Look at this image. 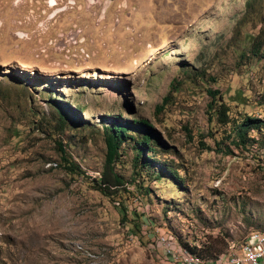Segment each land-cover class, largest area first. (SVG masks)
Instances as JSON below:
<instances>
[{"label": "rangeland", "instance_id": "rangeland-1", "mask_svg": "<svg viewBox=\"0 0 264 264\" xmlns=\"http://www.w3.org/2000/svg\"><path fill=\"white\" fill-rule=\"evenodd\" d=\"M114 116L151 126L141 154L129 128L107 196ZM253 230L264 0H0V264H164L160 233L224 250Z\"/></svg>", "mask_w": 264, "mask_h": 264}, {"label": "trees", "instance_id": "trees-1", "mask_svg": "<svg viewBox=\"0 0 264 264\" xmlns=\"http://www.w3.org/2000/svg\"><path fill=\"white\" fill-rule=\"evenodd\" d=\"M166 100V98H165ZM164 100V102H165ZM58 103V101H56ZM163 103L160 105H156V112H159L163 108ZM56 115L58 118V123L61 125H65L67 122L65 119V112L63 110V107L60 104H57V107H55ZM259 119L252 118V117H245V119L242 121L241 125L239 126V130H237V134L239 138L244 142V137L246 135L247 127H254V124L257 125L259 123ZM150 123L146 119H135L132 121H127L124 125L120 121H118L117 117H113V121L110 122L108 127H105V145H106V153H105V159L103 164V170L101 171L100 177H93L92 181L98 186V188L104 195L109 196L111 187L118 186L123 184V179L121 175L117 174L113 170V163L117 157L118 150L121 147V145L124 143V141L128 138L129 128H135V129H142L143 130V136L140 139L141 145L139 154H141V150L143 151L149 144L148 138V132L150 130ZM247 126V127H246ZM65 164L67 168L73 172H80L83 171L79 168L78 165L68 161L65 159ZM149 161L146 160L143 164H148ZM122 216H124L125 209H121ZM123 220H126V218H123ZM177 239L180 240L179 242L187 247L190 251L198 254L199 256L209 259L214 258L218 256L221 253H224L227 251L228 246L226 249H217V247L214 245V243L211 242L210 245L209 241H206L202 245H198L196 243H188V241H185V239L181 238L177 235Z\"/></svg>", "mask_w": 264, "mask_h": 264}, {"label": "built area", "instance_id": "built-area-1", "mask_svg": "<svg viewBox=\"0 0 264 264\" xmlns=\"http://www.w3.org/2000/svg\"><path fill=\"white\" fill-rule=\"evenodd\" d=\"M157 247L163 255L164 264H194L183 256L178 244L167 239L165 233H160L157 239ZM220 264H264V240L253 236L243 244L241 253H233L232 261Z\"/></svg>", "mask_w": 264, "mask_h": 264}, {"label": "bare ground", "instance_id": "bare-ground-1", "mask_svg": "<svg viewBox=\"0 0 264 264\" xmlns=\"http://www.w3.org/2000/svg\"><path fill=\"white\" fill-rule=\"evenodd\" d=\"M253 236H257L260 240H264V231H259V230L251 231L248 237L244 241L240 242L237 246L229 247V249L226 252L221 253L218 256L211 259L203 258L198 254L190 251L187 247L176 242L174 238L172 243L178 244V246L181 248V251L183 252V256L190 259L194 264H220L226 261H232L233 253H241L243 244L247 243L249 239ZM168 240L171 241L170 239Z\"/></svg>", "mask_w": 264, "mask_h": 264}]
</instances>
